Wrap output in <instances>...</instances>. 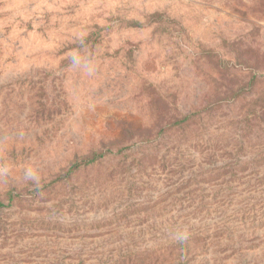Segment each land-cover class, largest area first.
Segmentation results:
<instances>
[{"label":"rangeland","instance_id":"374dc122","mask_svg":"<svg viewBox=\"0 0 264 264\" xmlns=\"http://www.w3.org/2000/svg\"><path fill=\"white\" fill-rule=\"evenodd\" d=\"M0 264H264V0H0Z\"/></svg>","mask_w":264,"mask_h":264},{"label":"trees","instance_id":"16d2710c","mask_svg":"<svg viewBox=\"0 0 264 264\" xmlns=\"http://www.w3.org/2000/svg\"><path fill=\"white\" fill-rule=\"evenodd\" d=\"M242 89L243 88H241V89H239L238 91H236L234 94H233V96H238L241 92H242ZM207 107V106H206ZM205 107V108H206ZM193 116V114H187V115H184L183 117H181V118H176L173 122H170L168 125H180V124H183V123H185L186 121H188L191 117ZM100 156H102V154L100 153V154H96L94 157H93V159H95V158H97V157H100ZM93 159H90V160H87V162H89V161H92ZM79 165V162H76V163H74L72 166H71V168H74V167H77Z\"/></svg>","mask_w":264,"mask_h":264}]
</instances>
